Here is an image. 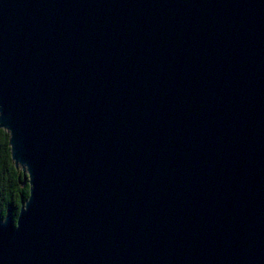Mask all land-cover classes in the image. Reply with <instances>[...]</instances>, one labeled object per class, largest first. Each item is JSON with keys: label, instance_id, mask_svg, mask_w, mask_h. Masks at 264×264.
Returning a JSON list of instances; mask_svg holds the SVG:
<instances>
[{"label": "water", "instance_id": "1", "mask_svg": "<svg viewBox=\"0 0 264 264\" xmlns=\"http://www.w3.org/2000/svg\"><path fill=\"white\" fill-rule=\"evenodd\" d=\"M0 128V264H264V0H0Z\"/></svg>", "mask_w": 264, "mask_h": 264}, {"label": "trees", "instance_id": "2", "mask_svg": "<svg viewBox=\"0 0 264 264\" xmlns=\"http://www.w3.org/2000/svg\"><path fill=\"white\" fill-rule=\"evenodd\" d=\"M28 194L29 184L23 181L22 170L15 167L11 159L9 134L0 128V218H4L7 210L16 218L21 206L20 197L25 201Z\"/></svg>", "mask_w": 264, "mask_h": 264}, {"label": "rangeland", "instance_id": "3", "mask_svg": "<svg viewBox=\"0 0 264 264\" xmlns=\"http://www.w3.org/2000/svg\"><path fill=\"white\" fill-rule=\"evenodd\" d=\"M17 167L22 170V166L20 164H17Z\"/></svg>", "mask_w": 264, "mask_h": 264}]
</instances>
